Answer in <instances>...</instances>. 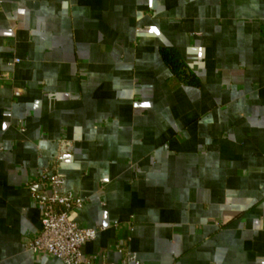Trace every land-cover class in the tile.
<instances>
[{
	"label": "crops",
	"instance_id": "crops-1",
	"mask_svg": "<svg viewBox=\"0 0 264 264\" xmlns=\"http://www.w3.org/2000/svg\"><path fill=\"white\" fill-rule=\"evenodd\" d=\"M0 71V264H63L24 244L59 140L84 253L264 264V0H0Z\"/></svg>",
	"mask_w": 264,
	"mask_h": 264
},
{
	"label": "built area",
	"instance_id": "built-area-1",
	"mask_svg": "<svg viewBox=\"0 0 264 264\" xmlns=\"http://www.w3.org/2000/svg\"><path fill=\"white\" fill-rule=\"evenodd\" d=\"M18 60L14 58L8 65ZM6 74L0 71V81ZM20 90L13 88V94L19 95ZM71 148L68 141L59 140L56 154L46 165L38 168L37 175L30 186L32 199L41 212L40 230L35 237H25L26 249L41 255H51L63 264H146L127 244L118 243L115 251L116 261L107 259V251L84 253L82 246L94 240L104 229L103 225L86 226L71 218L70 212L80 208L83 201L66 187L65 177L60 173L59 166ZM112 227H117L116 223ZM126 241L130 239L126 236Z\"/></svg>",
	"mask_w": 264,
	"mask_h": 264
},
{
	"label": "trees",
	"instance_id": "trees-1",
	"mask_svg": "<svg viewBox=\"0 0 264 264\" xmlns=\"http://www.w3.org/2000/svg\"><path fill=\"white\" fill-rule=\"evenodd\" d=\"M162 57L173 76H175L181 84L197 86L199 84L198 76L191 71L180 58L179 54L172 48H162Z\"/></svg>",
	"mask_w": 264,
	"mask_h": 264
}]
</instances>
